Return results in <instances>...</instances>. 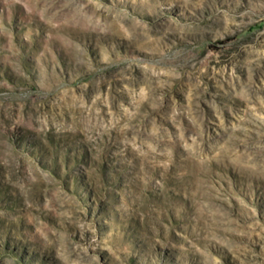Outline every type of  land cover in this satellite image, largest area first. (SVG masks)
I'll list each match as a JSON object with an SVG mask.
<instances>
[{
	"label": "rangeland",
	"instance_id": "374dc122",
	"mask_svg": "<svg viewBox=\"0 0 264 264\" xmlns=\"http://www.w3.org/2000/svg\"><path fill=\"white\" fill-rule=\"evenodd\" d=\"M0 264H264V0H0Z\"/></svg>",
	"mask_w": 264,
	"mask_h": 264
}]
</instances>
